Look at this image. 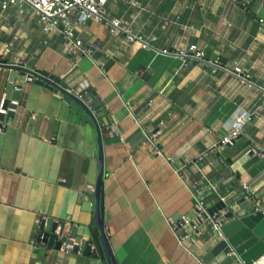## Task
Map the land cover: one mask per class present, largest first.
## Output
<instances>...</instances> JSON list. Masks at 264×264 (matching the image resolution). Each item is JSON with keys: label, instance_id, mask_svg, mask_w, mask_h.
<instances>
[{"label": "crops", "instance_id": "1", "mask_svg": "<svg viewBox=\"0 0 264 264\" xmlns=\"http://www.w3.org/2000/svg\"><path fill=\"white\" fill-rule=\"evenodd\" d=\"M107 9L152 47L73 16L83 45L70 50L60 26L40 22L22 3L1 14L0 56L9 46L7 59L64 80L97 107L106 229L119 264H208L212 224L180 244L168 217L191 221L197 194L204 201L213 192L207 180L218 192H240L242 182L264 190V172L254 176L255 165L242 160L252 143L264 147V0H109ZM191 43L240 64L252 84L159 51ZM8 76L0 67V100ZM16 82L20 102L0 133V264H107L100 245V259L87 260L35 243L49 235L45 217L90 221L82 196L95 181L98 138L62 95L20 73ZM237 114L251 119L234 144H219Z\"/></svg>", "mask_w": 264, "mask_h": 264}, {"label": "water", "instance_id": "2", "mask_svg": "<svg viewBox=\"0 0 264 264\" xmlns=\"http://www.w3.org/2000/svg\"><path fill=\"white\" fill-rule=\"evenodd\" d=\"M0 67L9 71L5 88L7 97H19L20 92L14 90L17 77L20 74L30 73L35 77V82L45 85L47 88L59 93L64 97L69 106L74 110L81 122L91 128H95L98 138V159L94 183H89L91 188L83 191L84 209L91 214L88 223L80 222L78 225L68 223L66 220H56L49 216L41 220L42 227L49 232L46 237L50 246L60 247L56 242V230L74 243L73 253L82 254L88 259L99 260L101 246L107 264H119L113 246L106 229L105 217V159L103 152V136L98 121L96 110L88 96L79 94L72 89L64 80H56L42 69L33 66H22L15 61L1 58ZM14 112L6 116L0 114V120L8 121ZM33 120H30L32 124ZM245 166L255 165L256 172H264V157L259 154L245 153ZM206 182V181H205ZM264 187V178L260 184ZM253 196L249 198V192L242 189L240 192L220 189L210 192L206 190L204 195V214L206 221L213 223L217 218L223 222L219 230L213 227V246L210 249L211 258L208 264H256L264 259V190L257 194L252 190ZM198 199H201L198 196ZM196 210H194V214ZM97 232V233H96ZM86 237V238H84Z\"/></svg>", "mask_w": 264, "mask_h": 264}, {"label": "built area", "instance_id": "3", "mask_svg": "<svg viewBox=\"0 0 264 264\" xmlns=\"http://www.w3.org/2000/svg\"><path fill=\"white\" fill-rule=\"evenodd\" d=\"M108 2L109 0H0V17L2 12L8 8L26 3L31 5L37 11L40 22L46 25L49 24L52 26L61 27L64 35L73 42L70 50H72L74 47L82 48L83 45L82 38L76 36L75 25L72 19L73 16H76L79 21H85L89 19L104 21L110 25L111 32L115 35L125 33V38L127 40L139 41L143 47L151 48L152 46L149 42L144 40L141 36L130 32L121 24V20L111 16L107 9ZM260 21L262 22L263 19H260ZM10 50L11 48L6 46L4 54ZM159 51L162 54L180 58L184 65L189 61H196L201 65L210 66L213 72L223 71L227 74L233 75L241 82L252 84L250 73L240 64L224 63L221 61V57L218 55L209 57L207 55L206 48L201 47L196 43H191L183 47H177L175 49L163 48ZM4 54H2L0 57L6 58ZM15 62L25 67L28 66L23 60L20 59H16ZM24 80L25 82H32L35 80V77L30 73H26L24 75ZM22 89L23 84L16 82L14 85V90L19 92ZM19 102L20 101L18 97H7L6 95L3 96L0 100V114L6 116L10 112H15ZM5 116L0 120V133L4 132L7 128V120L5 119ZM235 117V127L221 138L219 144H234L235 140L242 132L243 124L247 121V119H251V116L249 115L243 116L237 114ZM217 149L219 150V145L217 146ZM157 152L160 153L161 151L157 150ZM249 152H253L264 157V147L257 142L251 144V147L247 150L246 154ZM199 158H202V155H200ZM177 171H179L180 176L183 177V174L180 173L181 170L177 169ZM206 182L210 189L217 192V188L212 182L209 180ZM242 187L244 190L250 193L249 198H252V184L249 182H242ZM199 195L200 194H197V204L195 206L196 213L192 217L191 221L187 217H183V219H177L171 216L168 217V223L176 233L180 244H184L185 242H196L201 234V227L206 222V218L204 216L206 207L203 200L198 199ZM222 222V218H217L213 223V227L216 230H219ZM55 235L56 242L61 243L59 247L61 250L65 252H73L74 243L65 237L64 233L60 231V227L56 230ZM47 236L48 235L44 233L39 234V236L35 239V243L43 244L46 248L51 247L46 240ZM256 264H264V259Z\"/></svg>", "mask_w": 264, "mask_h": 264}]
</instances>
